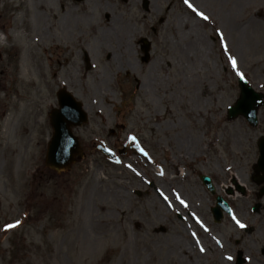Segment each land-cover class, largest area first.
Masks as SVG:
<instances>
[{
	"label": "rangeland",
	"instance_id": "rangeland-1",
	"mask_svg": "<svg viewBox=\"0 0 264 264\" xmlns=\"http://www.w3.org/2000/svg\"><path fill=\"white\" fill-rule=\"evenodd\" d=\"M190 2L210 18L183 0H0V264H264V107L258 126L226 116L237 69L264 93V0ZM62 86L89 120L85 158L57 174ZM199 172L232 208L220 223Z\"/></svg>",
	"mask_w": 264,
	"mask_h": 264
},
{
	"label": "water",
	"instance_id": "water-1",
	"mask_svg": "<svg viewBox=\"0 0 264 264\" xmlns=\"http://www.w3.org/2000/svg\"><path fill=\"white\" fill-rule=\"evenodd\" d=\"M238 85L240 95L235 103L228 107V118L243 115L251 124L255 125L257 123V108L264 103L262 100L263 95L254 91L245 79L241 80L239 78ZM57 97L59 107L52 109L48 114L53 132L47 145L45 164L48 168L60 172L68 170L77 158L84 156L78 138L73 135L71 127L85 123L88 117L82 109V104L66 89H60ZM259 147L261 149V155L256 167L264 173V137L261 138ZM98 148L109 154L108 150L100 145H98ZM262 180L264 181V174L262 175ZM204 181L206 183L210 182L207 177H204ZM262 193H264V187L261 189ZM221 204H223L222 201H219L218 206L213 208V210L220 211L219 206ZM224 208L228 209L226 205ZM219 218L216 216V220Z\"/></svg>",
	"mask_w": 264,
	"mask_h": 264
},
{
	"label": "snow or ice",
	"instance_id": "snow-or-ice-1",
	"mask_svg": "<svg viewBox=\"0 0 264 264\" xmlns=\"http://www.w3.org/2000/svg\"><path fill=\"white\" fill-rule=\"evenodd\" d=\"M183 2H184L185 5H187V7H188L189 9H191V10H192L197 16L201 17L203 20H208V19L210 18V17H209L208 15H206L203 11H200V10H199L194 4H192V3L190 2V0H183ZM217 31L219 32V29H217ZM220 36H221V43H222V46L224 47V50L227 52V44L224 42V39H223V33H220ZM229 61L231 62L233 69H237V61H236V58H235L234 56H232V55H229ZM236 74H237V76L240 77L241 80L245 79L244 74H243L242 72H239L238 69H237ZM131 139L135 140V137H132ZM140 150H141V152H142L145 156L148 155V153L145 152L144 149L141 148ZM129 167H131V166H129ZM161 174H163V172H161ZM161 194L163 195V193H161ZM164 198H165V200L168 199L167 196H165ZM177 199H180L179 194H177ZM180 203H181V204H185V201L182 200V199H180ZM185 206H187V205L185 204ZM233 219L236 221V223H237L238 225H240L241 227H244V225H242L241 222H240L238 219H236L235 216H233ZM19 224H20V221H19V220L15 221V223L5 224V225H4V230L6 231V230H8V229L15 228V227H17ZM206 230H207V229H206ZM192 235H193V236H196V233L194 232V233H192ZM197 243H199L198 240H197ZM217 243H219V241H217ZM200 251L203 252V251H205V249L201 246ZM226 259H227V260H232L233 257H232V256H227Z\"/></svg>",
	"mask_w": 264,
	"mask_h": 264
},
{
	"label": "flooded vegetation",
	"instance_id": "flooded-vegetation-1",
	"mask_svg": "<svg viewBox=\"0 0 264 264\" xmlns=\"http://www.w3.org/2000/svg\"><path fill=\"white\" fill-rule=\"evenodd\" d=\"M189 182V181H188ZM191 183V182H190ZM201 186L204 188V191H205V193H207L208 194V196L210 195V198H211V195H212V193L202 184V181H201Z\"/></svg>",
	"mask_w": 264,
	"mask_h": 264
}]
</instances>
